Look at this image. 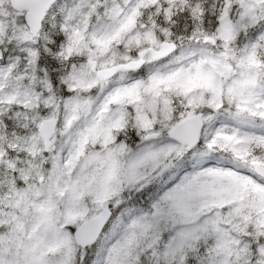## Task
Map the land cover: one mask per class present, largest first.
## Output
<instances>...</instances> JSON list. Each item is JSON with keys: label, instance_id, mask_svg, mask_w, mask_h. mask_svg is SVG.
I'll use <instances>...</instances> for the list:
<instances>
[{"label": "snow or ice", "instance_id": "6c2138e0", "mask_svg": "<svg viewBox=\"0 0 264 264\" xmlns=\"http://www.w3.org/2000/svg\"><path fill=\"white\" fill-rule=\"evenodd\" d=\"M0 264H264V0H0Z\"/></svg>", "mask_w": 264, "mask_h": 264}]
</instances>
